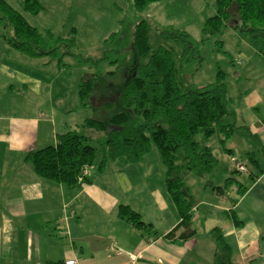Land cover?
Instances as JSON below:
<instances>
[{
  "label": "crops",
  "instance_id": "crops-1",
  "mask_svg": "<svg viewBox=\"0 0 264 264\" xmlns=\"http://www.w3.org/2000/svg\"><path fill=\"white\" fill-rule=\"evenodd\" d=\"M161 1H182L201 17L217 12L216 0ZM43 61L6 42L0 44V264H64L72 258L79 264H213L216 244L209 232L214 227L222 228L236 264H264V115L242 125L251 140L240 137L228 144L229 153H214L219 163L214 174L204 178L203 187L211 189V197L205 199L190 189L199 198L192 219L196 234L185 241L169 240L166 235L179 225L180 217L163 186L154 185L152 178L166 172L152 165L149 153L132 165L112 161L109 166V161L98 173L93 169L89 181L77 188L37 174L28 154L55 145L57 134L76 126L67 117L59 119L57 112L58 104L66 107L71 94L74 108L79 101V90L71 93L66 87L58 98L55 83L60 73L58 69L48 73L51 60ZM244 142L250 143L244 147ZM251 153L259 161L251 160L254 169L238 157ZM238 163L246 166L242 172L248 183L238 176ZM214 176L224 179L223 184L230 177L237 180L219 194L208 180ZM239 184L245 188L239 190ZM148 194L155 195L154 200H147ZM120 204L137 210L157 234H145L120 218ZM87 237L108 239L110 245L91 246Z\"/></svg>",
  "mask_w": 264,
  "mask_h": 264
},
{
  "label": "trees",
  "instance_id": "trees-1",
  "mask_svg": "<svg viewBox=\"0 0 264 264\" xmlns=\"http://www.w3.org/2000/svg\"><path fill=\"white\" fill-rule=\"evenodd\" d=\"M159 1L133 0V3L137 9H145ZM23 4L35 14L43 8L39 0H23ZM216 5V14L204 23L203 40L221 35L225 27L233 23L235 28L251 33L264 43V0H216ZM0 24L1 36L7 45L31 58L58 56L62 49L64 57L71 54L76 45L74 36L56 37L49 29L41 31L31 25L7 0H0ZM8 29H11L10 34ZM117 40L118 33H112L106 46L100 49L101 59L108 58L109 47ZM193 47L190 33L183 28L159 29L149 21H140L134 32V63L123 83L113 86L114 103L106 102L108 109L117 107L116 110L105 119L88 118L80 126L105 134L100 145L101 170L109 161H123L128 165L139 163L153 146L158 148L166 168L168 193L180 217L179 225L166 237L178 241L196 234L192 219L197 200L184 177L190 173L200 177L214 174L219 160L211 142L219 137L224 144L234 133L237 118L230 106L223 71L219 69L217 80L202 88L193 89L187 83L183 68L190 61ZM223 47V40L217 39L216 49L223 51ZM98 78L97 73L83 76L78 88L82 107L94 103ZM90 142L91 136L82 130L69 129L57 134L55 145L33 150L27 158L41 177L77 188L89 181L88 175L82 183L78 181L83 168L91 167L96 160L97 148ZM250 158L259 163L252 153ZM236 180L227 178L223 185L214 189L219 194L224 193ZM244 188L239 184V190ZM117 213L145 234H157L153 225L145 222L130 205L120 204ZM230 216L237 225L242 224L235 212H230ZM209 234L216 244L213 264H236L232 246L222 228L214 227Z\"/></svg>",
  "mask_w": 264,
  "mask_h": 264
},
{
  "label": "rangeland",
  "instance_id": "rangeland-1",
  "mask_svg": "<svg viewBox=\"0 0 264 264\" xmlns=\"http://www.w3.org/2000/svg\"><path fill=\"white\" fill-rule=\"evenodd\" d=\"M7 1L23 14L31 25L41 31L49 29L56 37H75L76 45L72 48L71 54L63 57L62 49L58 56L44 57L43 62L51 60L48 73H55L57 69L60 73L55 83V94H58V98L62 96L63 87L68 88L71 93L74 90L78 91L85 74L99 75L96 97L92 105L82 107L78 101L74 108L71 94L66 107L58 104L57 112L59 119L67 117L72 125H76L72 126L74 129L82 130L91 136L90 143L97 148L96 160L91 167L86 166L89 169L88 176L93 169L97 173L100 170L103 157L100 145L105 139V134L82 129L80 126L88 118L105 119L109 113L116 110L117 107L108 109L106 102L114 103L113 86L119 87L123 83L128 69L134 63V32L142 20L149 21L154 28L167 29L174 26L190 33L194 47L190 53V61L184 64L183 73L191 88L199 89L209 85L217 80L219 69L224 72L223 80L227 85L230 106L236 111V129L224 144L220 143L222 148L219 147V137L212 140L211 145L216 155L220 154V150L221 152L227 150L232 140L240 137L251 140L248 130L242 125L244 122L250 124L264 115V57H260L261 49L264 48L263 41L247 31L235 28L233 23L227 25L221 35L203 40L202 29L208 16L201 17L194 11L187 10L182 1L174 3L159 1L145 9H137L133 0H39L43 8L36 14L24 8L23 0ZM2 32L0 24V44L5 46V41L1 37ZM7 32L10 34L11 29ZM115 32L118 33L119 40L109 47L108 58L101 59L100 49L106 46L107 39ZM217 39L223 40V51L216 49ZM111 103L109 105H112ZM249 143L244 142V147ZM238 157L248 168L254 169L249 156ZM148 158L152 165L166 172L157 147L153 146ZM119 162L123 161H116ZM262 162L264 163L263 158ZM112 164V161L109 162V166ZM203 176L205 177L190 173L184 180L186 185L195 191L193 193L207 199L211 197V189L203 190L204 178L207 175ZM238 176L244 179L245 183L249 182L246 173L241 172ZM152 179L155 187L161 185L163 191L168 193L166 180L165 183L160 182V179L162 181L166 179V174L161 177L154 176ZM208 180L213 181L216 186L223 184L224 181L218 176ZM134 192L135 190L132 193ZM143 193L144 190L141 196L145 199ZM147 197V200H151L152 197L154 200L155 195L148 194ZM97 211L103 218L104 213ZM150 234L152 233L148 235Z\"/></svg>",
  "mask_w": 264,
  "mask_h": 264
},
{
  "label": "built area",
  "instance_id": "built-area-1",
  "mask_svg": "<svg viewBox=\"0 0 264 264\" xmlns=\"http://www.w3.org/2000/svg\"><path fill=\"white\" fill-rule=\"evenodd\" d=\"M264 133V132H263ZM237 167H238V169L240 170V171H247V168H246V166L245 165H242V164H237ZM88 172H89V169H88V167H85L84 169H83V175H81L80 177H79V179H78V181L79 182H83L84 181V176H86L87 174H88ZM64 264H79V260H78V258H72V259H68V260H65V262H64Z\"/></svg>",
  "mask_w": 264,
  "mask_h": 264
},
{
  "label": "water",
  "instance_id": "water-1",
  "mask_svg": "<svg viewBox=\"0 0 264 264\" xmlns=\"http://www.w3.org/2000/svg\"><path fill=\"white\" fill-rule=\"evenodd\" d=\"M85 241L90 242L91 246L94 245H110V242L108 239H102L98 237H87L84 238Z\"/></svg>",
  "mask_w": 264,
  "mask_h": 264
}]
</instances>
